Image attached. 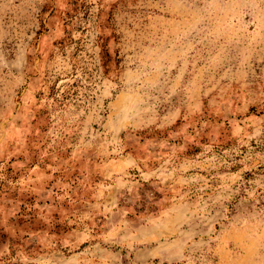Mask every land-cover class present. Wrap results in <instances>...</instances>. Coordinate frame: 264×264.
Listing matches in <instances>:
<instances>
[{
	"label": "rangeland",
	"instance_id": "obj_1",
	"mask_svg": "<svg viewBox=\"0 0 264 264\" xmlns=\"http://www.w3.org/2000/svg\"><path fill=\"white\" fill-rule=\"evenodd\" d=\"M0 264H264V0H0Z\"/></svg>",
	"mask_w": 264,
	"mask_h": 264
}]
</instances>
